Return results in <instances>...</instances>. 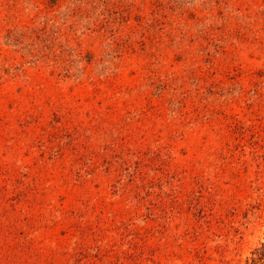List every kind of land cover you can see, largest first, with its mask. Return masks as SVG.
<instances>
[{"label":"rangeland","instance_id":"rangeland-1","mask_svg":"<svg viewBox=\"0 0 264 264\" xmlns=\"http://www.w3.org/2000/svg\"><path fill=\"white\" fill-rule=\"evenodd\" d=\"M65 260L264 264V0H0V264Z\"/></svg>","mask_w":264,"mask_h":264},{"label":"trees","instance_id":"trees-1","mask_svg":"<svg viewBox=\"0 0 264 264\" xmlns=\"http://www.w3.org/2000/svg\"><path fill=\"white\" fill-rule=\"evenodd\" d=\"M63 253L65 254V251H63ZM78 261H82V260H78ZM78 261H74L75 263L74 264H83V263H81V262H78ZM59 264H69L68 263V260H65V261H62L61 263H59Z\"/></svg>","mask_w":264,"mask_h":264}]
</instances>
